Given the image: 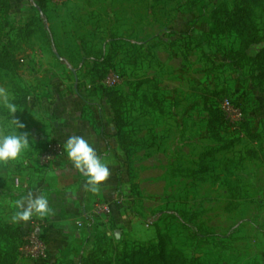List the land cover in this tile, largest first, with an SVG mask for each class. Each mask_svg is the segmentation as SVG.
I'll use <instances>...</instances> for the list:
<instances>
[{
	"label": "rangeland",
	"instance_id": "obj_1",
	"mask_svg": "<svg viewBox=\"0 0 264 264\" xmlns=\"http://www.w3.org/2000/svg\"><path fill=\"white\" fill-rule=\"evenodd\" d=\"M186 1L0 0V89L12 99L17 86L18 95L31 98L51 79L66 80V90L73 93L76 86L103 114V87L122 93L125 143L133 147L115 190L127 196L124 209L137 221L120 243L122 252L153 249L164 235L193 264H264V80L253 66L227 63L223 51L236 49L235 35L212 32L213 8L238 0H200L193 8ZM39 6L47 19H38ZM259 26L264 33V15ZM44 27L53 33L55 53ZM92 58L108 67L103 84L92 81ZM45 72L48 77L36 83ZM148 77L153 81L139 84ZM216 97H222L221 108L224 100L230 106L223 109L230 125L223 138L210 129L205 106ZM87 109L81 102L82 119L90 117ZM242 115L244 132L234 125ZM9 116L0 104V134L14 129ZM39 150L10 162L13 170H43ZM7 164L0 163V181ZM17 184L13 179L14 189L23 188ZM97 220L104 225L109 216ZM22 233L27 242L17 264H54L34 232ZM102 245L114 254L113 243Z\"/></svg>",
	"mask_w": 264,
	"mask_h": 264
},
{
	"label": "crops",
	"instance_id": "obj_2",
	"mask_svg": "<svg viewBox=\"0 0 264 264\" xmlns=\"http://www.w3.org/2000/svg\"><path fill=\"white\" fill-rule=\"evenodd\" d=\"M92 81L103 84L104 80ZM63 84H67V81L56 82L51 79L47 85L39 86L33 97L29 98L28 95V111L24 120L25 132L30 134L31 139L28 149L22 154L32 153L34 156L51 140L64 143L69 136H82L93 143L97 153L106 160L110 176L102 182L96 193H92L83 187L85 177L73 168L65 151L41 171L29 172V169H22L21 166L13 170L12 163H8L5 168L7 172L1 175L0 181V222L10 223L23 232H34L46 244L51 263L79 264L80 256H85L88 250L95 247L100 234L109 236L118 232L119 240L124 241L137 221L124 209L128 207L127 196L118 195L115 190L116 186L124 182L118 178L119 173L123 177L121 171L124 166L121 164L122 151L114 134L112 112L103 95L105 86L101 98V108L106 111L103 114L97 105H91L95 104L94 101L87 99L84 102L79 97L76 86L72 93ZM81 102L89 107L88 119H82ZM94 122L98 127H95ZM16 178L19 180L17 185L23 187L20 190L13 188L12 180ZM28 193L37 196L43 194L54 211L47 216L34 215L28 221L14 222L12 216L16 209L13 202ZM97 203H106L110 208L109 222L104 225L98 224L97 220L98 216L103 215L93 213ZM87 216L89 218H85ZM83 221L87 225L78 227L77 222Z\"/></svg>",
	"mask_w": 264,
	"mask_h": 264
},
{
	"label": "trees",
	"instance_id": "obj_3",
	"mask_svg": "<svg viewBox=\"0 0 264 264\" xmlns=\"http://www.w3.org/2000/svg\"><path fill=\"white\" fill-rule=\"evenodd\" d=\"M200 0H187L188 7L193 8L198 5ZM264 15V0H238L232 6L227 2L221 1L211 11V22L213 24L212 32L215 35H228L233 34L237 38V47L234 50L223 51L227 63L230 65L242 66L248 64L253 66L257 70L256 77L259 81L264 80V33H262L259 26V17ZM47 19L45 12L41 6H39V18ZM47 32L51 35L48 36ZM43 37L46 38L48 48L54 53L56 52L54 47V36L49 27L42 28ZM263 44L253 55L248 54V50L255 45ZM89 54V52H88ZM3 58L0 57V60ZM95 62L92 66V76L96 81L105 80L108 74V67H104V62L96 58H92ZM103 66V67H102ZM45 75L48 77V73L45 72L36 76L38 84L43 83L41 79ZM47 79V78H46ZM152 78H144L139 84H147L152 82ZM156 90V86H153ZM20 88L17 86L14 89V97L12 101L18 107H22V113L16 112L13 114V118H18L25 124V128L19 129L21 132H25L26 123L24 115L28 111V93H22L18 95ZM79 97L87 102L85 96L79 94ZM108 106L112 112V121L115 128V136L118 140L122 153H124L125 159L121 160L123 166H127V160L131 152L130 147L133 145H127L126 139L129 137V133L126 130L125 118L123 116V95L114 87L107 86L103 90ZM154 98L156 95L153 96ZM146 99L145 96H143ZM222 97H216L205 100V106L210 114L209 127L212 129L214 135L219 138H223L222 133L230 127L228 120L225 117L224 110L219 106L218 100ZM148 105L154 109L162 112L160 103L153 105L148 101ZM10 115V114H9ZM9 119L12 121L11 116ZM245 122L244 116H240L237 124L235 123V129L239 131H245L243 124ZM206 155V154H204ZM195 176L196 171H190ZM119 181L122 177L119 173ZM117 232L112 235L102 234L96 239V245L94 248L87 251L85 256H80L79 264H193L192 261L187 258L178 248L169 246L166 243L167 236H157L155 241L157 246L153 249L137 247L122 252L124 245L120 246L119 239L116 238ZM107 240L108 243H113L114 249L113 255H109L106 247L102 245V241ZM27 241L24 239L22 231L10 224L0 222V264H17L18 251L21 249ZM120 249V250H117Z\"/></svg>",
	"mask_w": 264,
	"mask_h": 264
},
{
	"label": "clouds",
	"instance_id": "obj_4",
	"mask_svg": "<svg viewBox=\"0 0 264 264\" xmlns=\"http://www.w3.org/2000/svg\"><path fill=\"white\" fill-rule=\"evenodd\" d=\"M0 104L7 109L14 125L12 131L0 134V163L7 164L17 160L28 149L31 137L28 132L18 131L25 128V124L18 118H13V114L18 110L17 105L4 89H0ZM63 148L73 168L85 177L83 187L96 193L102 182L110 176L106 160L97 153L93 143L82 136H69L63 143ZM13 207L16 209L12 216L14 222L28 221L34 215L47 216L54 211L43 194L37 196L28 193L14 201ZM115 235L117 239L120 238L118 232Z\"/></svg>",
	"mask_w": 264,
	"mask_h": 264
},
{
	"label": "built area",
	"instance_id": "obj_5",
	"mask_svg": "<svg viewBox=\"0 0 264 264\" xmlns=\"http://www.w3.org/2000/svg\"><path fill=\"white\" fill-rule=\"evenodd\" d=\"M228 109L229 101L224 100L222 109ZM64 148L61 141H50L47 142L36 155V161L39 163V166L44 167V165L50 163L56 158L60 157L63 154ZM93 213L97 215L107 216L110 213V208L106 203H97L93 207ZM83 225V222H77V226L80 227ZM33 234V233H32Z\"/></svg>",
	"mask_w": 264,
	"mask_h": 264
}]
</instances>
